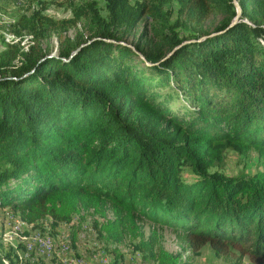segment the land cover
<instances>
[{"label": "trees", "instance_id": "16d2710c", "mask_svg": "<svg viewBox=\"0 0 264 264\" xmlns=\"http://www.w3.org/2000/svg\"><path fill=\"white\" fill-rule=\"evenodd\" d=\"M236 1L249 22L232 23L234 0H66L68 18L22 15L33 44L0 55V207L54 224L91 208L156 264L188 263L144 240L138 215L193 251L264 264V0ZM224 7L213 34H183ZM143 16L159 39L145 48L128 44ZM82 19L91 34L42 49ZM250 149L257 170L225 172L228 150Z\"/></svg>", "mask_w": 264, "mask_h": 264}, {"label": "rangeland", "instance_id": "374dc122", "mask_svg": "<svg viewBox=\"0 0 264 264\" xmlns=\"http://www.w3.org/2000/svg\"><path fill=\"white\" fill-rule=\"evenodd\" d=\"M133 1L135 0H131ZM167 7L173 11L172 21H174L178 14L176 2L168 3ZM34 8H43L44 13L57 19L71 16L66 8V0H0V55L10 49L11 45H16L21 51L26 52L33 44L31 37L25 31L17 32L16 23L22 15L30 14ZM228 12L225 7L212 9L207 18L199 24L187 21L188 28L182 32L187 35L193 31L201 38L207 34L211 35L221 21L228 17ZM238 18L246 22L250 21L247 16L241 15V8ZM180 20H184V16L181 15ZM154 27L155 23L147 16H143L129 36L128 44L137 40L141 41L144 48L152 46L153 43L157 44L159 39L154 36ZM79 33L83 38L92 33L90 25L84 19L59 35L55 31L51 32L42 40L41 47L43 50L48 49L52 54H57L61 41L66 37L72 39ZM139 65L143 64L140 62ZM257 168H259L258 155L255 149H250L245 156L228 150L224 160V169L228 174L252 173ZM105 213L107 218H114L108 206L105 208ZM102 221L103 218L98 212L91 208H81L69 222L54 224L46 217L36 223H27L18 212H14L9 207H0V258L4 264H51L53 258L60 264H156L146 258L141 249L135 247L138 240L131 239L128 233L113 238L100 231L96 224ZM137 224L144 240L153 239L157 245L180 255L181 260L188 264H234L235 262L234 258L226 261L217 256L209 246L193 251L182 243L178 236L179 230L159 223L155 224L141 215L137 216ZM6 255H9L12 261ZM241 264L255 263L248 256H244Z\"/></svg>", "mask_w": 264, "mask_h": 264}, {"label": "water", "instance_id": "95a60500", "mask_svg": "<svg viewBox=\"0 0 264 264\" xmlns=\"http://www.w3.org/2000/svg\"><path fill=\"white\" fill-rule=\"evenodd\" d=\"M234 4H235V6H236V15H235V17H234L232 23H234V22L237 20V18L239 17V15H240V8H239V6H238L236 0H234Z\"/></svg>", "mask_w": 264, "mask_h": 264}]
</instances>
